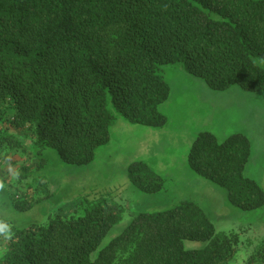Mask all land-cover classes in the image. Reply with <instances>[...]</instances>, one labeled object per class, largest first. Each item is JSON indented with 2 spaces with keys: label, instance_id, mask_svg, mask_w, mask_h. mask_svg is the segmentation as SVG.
Returning <instances> with one entry per match:
<instances>
[{
  "label": "trees",
  "instance_id": "1",
  "mask_svg": "<svg viewBox=\"0 0 264 264\" xmlns=\"http://www.w3.org/2000/svg\"><path fill=\"white\" fill-rule=\"evenodd\" d=\"M256 58L264 59V0H0V167L16 168L2 179L13 182L18 164L26 172L20 176L41 165L30 154L17 163L7 124L27 133L22 138L36 155L53 148L61 161L84 165L109 141L116 115L166 124L159 107L170 88L162 65L179 63L212 89L258 92L264 68ZM250 158L242 133L219 141L200 132L187 153L189 168L242 210L264 206V188L244 174ZM127 175L142 190L162 187L141 161ZM105 204L86 198L44 225L14 229L11 242H0V264H228L237 252L238 233L216 231L188 200L137 214L99 247L120 219ZM185 240L204 245L186 248ZM243 264H264V239Z\"/></svg>",
  "mask_w": 264,
  "mask_h": 264
},
{
  "label": "rangeland",
  "instance_id": "2",
  "mask_svg": "<svg viewBox=\"0 0 264 264\" xmlns=\"http://www.w3.org/2000/svg\"><path fill=\"white\" fill-rule=\"evenodd\" d=\"M254 61L264 68V59ZM161 68L170 88L168 99L159 107L166 124L155 128L116 115L110 126L109 141L96 149L94 158L87 164L65 163L53 148L36 155L31 140L22 139L15 127L6 125L11 141L17 142L9 150L12 156L18 155L14 156L17 163L20 157L29 154L28 161L33 165L41 161L38 169L30 168L23 176L20 175L26 172L18 164L20 175L13 182L5 179L4 187L0 188V217H6L13 230L44 225L57 213L67 215L86 198L99 199L105 201L106 211L113 210L120 217L102 240L101 247L123 231L137 214L164 211L188 200L204 211L216 231L238 233L237 252L228 264L244 263L264 239V206L242 210L229 204L224 188L189 168L187 153L200 132H210L219 141L242 133L251 143V162L244 174L264 188V91L250 92L238 85L216 90L202 78L185 72L179 63ZM108 107L112 109L110 102ZM2 116L7 118L5 113ZM23 148L29 152L27 155ZM136 161L145 163L153 174L162 178L160 189L148 192L130 181L127 169ZM24 185H29L27 195L21 190ZM203 245L202 241H184L186 248Z\"/></svg>",
  "mask_w": 264,
  "mask_h": 264
},
{
  "label": "clouds",
  "instance_id": "3",
  "mask_svg": "<svg viewBox=\"0 0 264 264\" xmlns=\"http://www.w3.org/2000/svg\"><path fill=\"white\" fill-rule=\"evenodd\" d=\"M18 175V173L16 174ZM5 181L0 179V188H3ZM14 237L13 225L6 217H0V242L7 244L11 242Z\"/></svg>",
  "mask_w": 264,
  "mask_h": 264
},
{
  "label": "crops",
  "instance_id": "4",
  "mask_svg": "<svg viewBox=\"0 0 264 264\" xmlns=\"http://www.w3.org/2000/svg\"><path fill=\"white\" fill-rule=\"evenodd\" d=\"M11 128H13L12 126H11ZM14 129H16L17 131H18V134H19V136L22 138L24 135V133L21 131V130H19L18 128H14ZM11 132L13 131V130H10ZM246 134V133H245ZM23 139V138H22ZM0 160H1V155H0ZM250 162H251V158H250V160H249V162H248V164H247V166L250 164ZM246 166V167H247ZM12 169V170H11ZM16 168H14V167H10V166H8V165H4V164H2V166L0 167V179H2L3 178V175L5 174V172H8V174L9 175H11V174H13V171L15 170ZM2 170H4V172H2ZM11 170V171H10ZM9 178H11L10 176H9ZM14 178V177H13ZM12 179V178H11ZM21 190H24V188H22ZM3 242H1V244H2ZM0 244V245H1Z\"/></svg>",
  "mask_w": 264,
  "mask_h": 264
}]
</instances>
